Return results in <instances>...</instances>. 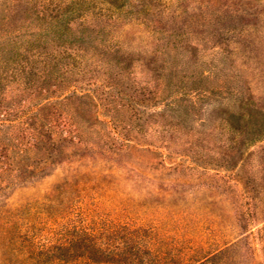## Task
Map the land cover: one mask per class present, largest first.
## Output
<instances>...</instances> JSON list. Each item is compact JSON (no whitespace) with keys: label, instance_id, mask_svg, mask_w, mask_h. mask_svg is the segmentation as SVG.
<instances>
[{"label":"trees","instance_id":"1","mask_svg":"<svg viewBox=\"0 0 264 264\" xmlns=\"http://www.w3.org/2000/svg\"><path fill=\"white\" fill-rule=\"evenodd\" d=\"M115 6L49 0L30 37L0 33V264H264L247 239L264 209L225 215L193 189L158 200L152 187L162 182L147 174L124 190L119 173L134 168L123 157L133 149L155 157L163 147L140 142L150 134L142 125L117 129L115 115L82 114L92 121L86 129L62 116V104H96L67 79L121 50L104 35L157 30L155 20L124 18ZM150 160L160 173L172 169Z\"/></svg>","mask_w":264,"mask_h":264},{"label":"rangeland","instance_id":"2","mask_svg":"<svg viewBox=\"0 0 264 264\" xmlns=\"http://www.w3.org/2000/svg\"><path fill=\"white\" fill-rule=\"evenodd\" d=\"M48 1L0 0V33L18 28L30 37ZM110 1L116 15L155 20L157 30L104 35L121 50L106 55L109 63L94 59L67 79L68 87L92 92L96 104H62V116L73 115L86 129L92 121H82V114L115 115L117 129L142 125L150 134L140 142L163 147L155 157L135 149L123 157L134 168L119 173L124 190L135 187L137 174H147L162 182L152 187L158 200L193 189L191 195L225 215L264 209V0ZM119 68L123 76L114 77ZM125 102L131 106L118 108ZM153 158L172 169L150 168ZM263 228L262 216L247 236L261 263Z\"/></svg>","mask_w":264,"mask_h":264}]
</instances>
